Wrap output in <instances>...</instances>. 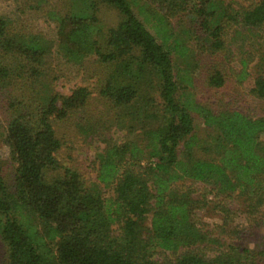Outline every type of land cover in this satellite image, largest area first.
Returning <instances> with one entry per match:
<instances>
[{
    "label": "trees",
    "instance_id": "obj_1",
    "mask_svg": "<svg viewBox=\"0 0 264 264\" xmlns=\"http://www.w3.org/2000/svg\"><path fill=\"white\" fill-rule=\"evenodd\" d=\"M68 1L65 14H48L56 22L57 53L73 65L95 57L107 70L97 82L98 99L114 113L105 130L108 123L121 127L128 119L140 125L144 139L116 146L101 135L106 147L98 157V184L87 186L77 170L61 164L63 142L56 124L73 118L80 134L95 131L92 120L79 115L93 91L82 86L69 95L53 92L45 58L54 43L14 32L0 19V90L15 100L9 104L14 112L4 140L14 167L12 187L0 162L4 264H254L255 257L264 258V250L254 255L225 247L224 228L225 215L232 213L225 202L234 193L248 215L263 211L264 115L214 112L183 92L192 86L190 72L175 74L172 56L183 58L189 49L171 23L201 19L208 41L203 49L216 54L225 50L230 28H264V0L224 13L213 28L208 20L213 13L207 10L211 0ZM101 7L117 13L115 28L103 30L97 18ZM245 76L243 67L239 83ZM154 79L161 110L150 112ZM208 83L221 89L225 81L215 72ZM247 96L264 103V76L254 80ZM192 114L202 119L206 140L194 134ZM151 119L157 124L149 129ZM197 148L216 157H198ZM182 180L203 185L200 201L177 195L173 186ZM106 187L114 198L104 197ZM208 195L223 196L215 205L225 218L211 230L194 214L207 205Z\"/></svg>",
    "mask_w": 264,
    "mask_h": 264
},
{
    "label": "rangeland",
    "instance_id": "obj_2",
    "mask_svg": "<svg viewBox=\"0 0 264 264\" xmlns=\"http://www.w3.org/2000/svg\"><path fill=\"white\" fill-rule=\"evenodd\" d=\"M259 1L211 0L207 7L208 14L213 13L208 18L209 26L213 28L220 24L224 13L233 9L249 8ZM69 4L68 0H0V19L5 20L14 32L29 36H41L54 43L51 53L45 58V71L49 74L50 79L53 78L50 88L53 92L69 95L72 90L82 86L93 91L86 111L79 115L87 120H92L95 131L87 130L88 134H80L75 129L73 118L56 124L57 135L63 142L62 150L58 156L61 164L77 170L85 184L90 187L93 184H98V157L106 147V144L100 140L101 135H106L107 141L116 146L125 143H139L144 137L140 125L136 122L130 123L128 119H124L125 124L121 127L116 123H108L109 128L105 130L107 122L114 113L112 110L110 111L111 107L108 103L98 99L97 82L103 80L107 70L96 63L95 57H88L81 65H73L67 63L57 53L55 47L56 22L54 19H50L48 14L55 11L63 15L68 10ZM132 9L134 14L138 15L137 7L132 6ZM97 18L104 31L115 28L120 22L115 11L103 7L100 8ZM171 23L174 33L189 49L183 58L172 56L175 74L184 70L190 72L192 86L184 87L183 92H189L196 103L214 112L237 110L249 117L263 116L264 103L251 100L247 96V92L253 87L257 77L264 76V28L232 27L227 31L225 37V50L211 54L203 49V47H207L208 41L202 30L201 19L197 22L196 18L188 17L180 21L172 20ZM243 67H245L247 76L239 83L238 76ZM215 72H220L225 81L224 87L221 89L213 88L208 83L209 77ZM177 81L180 82L179 79ZM157 84L158 81L154 79L149 89L150 97L154 100L153 107L149 109L150 112L161 110ZM3 92L0 90L1 173L6 185L12 187L14 167L10 163L9 149L4 140L8 120L14 112L9 104L10 102L15 103V100ZM15 108L16 104L13 109ZM192 117L194 134L200 141L206 140L207 132L202 119L196 114H192ZM103 123L106 124L104 127H102ZM129 124L132 125V129L129 128ZM156 124L157 122L151 119L148 128H154ZM195 152L198 157L204 159L216 157L213 152L205 154L200 148L195 149ZM202 186L200 183L191 186L190 182L182 180L176 182L173 189L178 196L200 201L203 191L198 189ZM103 193L106 199L114 198L113 190L110 187L103 188ZM231 196L232 198L225 202L226 209L232 212L225 215L227 220H225L224 228L227 238H229L225 247L230 244L240 251L248 250L256 255L259 251L264 250V208L259 214L248 215L244 209L243 201L235 197V193ZM206 200L207 205L204 208L194 209V214L200 225L211 230L223 225L224 214L215 205L219 201L222 202L223 196L213 199L212 195H208ZM149 222L150 217L146 219L145 226H149ZM4 259L5 246L0 239V264H4ZM154 260L160 261L161 259L159 256H155ZM254 264H264V258L255 257Z\"/></svg>",
    "mask_w": 264,
    "mask_h": 264
}]
</instances>
